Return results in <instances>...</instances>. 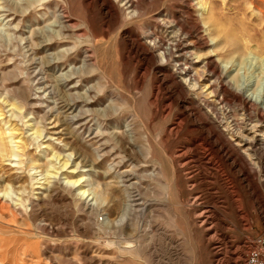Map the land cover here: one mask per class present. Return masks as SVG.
<instances>
[{
  "label": "rangeland",
  "instance_id": "1",
  "mask_svg": "<svg viewBox=\"0 0 264 264\" xmlns=\"http://www.w3.org/2000/svg\"><path fill=\"white\" fill-rule=\"evenodd\" d=\"M262 115L264 0H0V264H244Z\"/></svg>",
  "mask_w": 264,
  "mask_h": 264
},
{
  "label": "bare ground",
  "instance_id": "2",
  "mask_svg": "<svg viewBox=\"0 0 264 264\" xmlns=\"http://www.w3.org/2000/svg\"><path fill=\"white\" fill-rule=\"evenodd\" d=\"M163 21V20H162ZM162 21H160L161 22V24H164V23H162ZM176 44H174L173 45V47H170V48H168L166 51H165V53L163 54V57L165 58V59H168V58H170V60H172L173 62H179L180 60V58L181 57H184V58H187L188 56H191V52H190V48L187 46V45H185V42H184V45H183V43H182V41H178V42H175ZM179 55V56H178ZM176 56H178V58L176 57ZM87 60V59H86ZM86 61H84V63H85ZM227 70V67H225V69H224V72ZM184 74H185V77L189 80V81H193L194 83L192 84V87H193V89H196V88H198V87H200V80H201V75H200V73H198V72H195V73H193L192 71H191V68H186L185 69V71H184ZM193 74V75H192ZM39 77V76H38ZM37 77V78H38ZM220 79V77L219 78H217V80H219ZM38 80V79H37ZM216 82V81H215ZM214 82V83H215ZM230 83V82H229ZM228 83V84H229ZM46 86V85H45ZM214 85H212V87H213ZM210 89V88H209ZM214 89V88H213ZM246 90L244 89V88H242L241 86H238V90H237V93L239 94V95H241V96H243V97H245V92ZM209 94H214V92L213 91H211ZM245 101L247 102V103H251V102H254L255 104H258V102H259V100H257L256 98H255V101H253L254 100V97H245ZM55 111V110H54ZM50 113V112H49ZM70 116V115H69ZM1 119V118H0ZM73 120L75 119V117L74 118H72ZM259 120V119H258ZM258 123L259 124H263L264 125V116L262 115L261 117H260V120L258 121ZM86 127V126H85ZM15 138V137H14ZM3 139H5V138H2V140ZM12 139H13V137L11 138V141H12ZM21 139V138H20ZM6 140V139H5ZM10 141V142H11ZM15 141V140H14ZM3 142V141H2ZM6 142V141H5ZM14 143V142H13ZM12 143V144H13ZM16 143V149H12V150H8V148H7V146L6 145H1V147H0V154H1V157L4 159V160H9V161H11V162H16V165L18 164H21L20 162H17L16 160H13V158L14 157H17V158H20V157H22V155H25L26 153H25V151L27 150V148H26V142H25V145H23V147L21 146V147H19V144H24V143H22V141H20V140H18L17 142H15ZM5 144H7V145H10V143L8 144V143H5ZM11 146V145H10ZM13 147V146H12ZM21 148H22V151H20L21 150ZM264 151V150H263ZM22 152V155H20V153ZM1 158V159H2ZM11 159V160H10ZM20 160V159H19ZM18 160V161H19ZM2 160H0V162H1ZM6 161V162H7ZM70 162V158L68 157V160H66L65 161V167L68 165V163ZM17 165V166H18ZM16 166H13V168H15ZM79 183H80V181L78 182H68L67 183V187H69L71 190H70V192L71 193H73V192H76L79 188H80V186H79ZM95 186H97V185H95ZM9 191H8V193H5V197H9ZM79 195H81L82 197H85V199L86 200H90V201H94V203H96L97 205H101V204H103V203H105L106 201L104 200L105 199V192H104V190L103 189H101L100 188V186H98V187H92V189L90 190V189H88V188H86V189H83V190H80L79 191ZM92 196V197H91ZM1 199V198H0ZM87 205H89V204H87Z\"/></svg>",
  "mask_w": 264,
  "mask_h": 264
},
{
  "label": "built area",
  "instance_id": "3",
  "mask_svg": "<svg viewBox=\"0 0 264 264\" xmlns=\"http://www.w3.org/2000/svg\"><path fill=\"white\" fill-rule=\"evenodd\" d=\"M244 264H264V237L254 240L247 252Z\"/></svg>",
  "mask_w": 264,
  "mask_h": 264
}]
</instances>
